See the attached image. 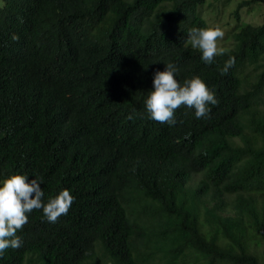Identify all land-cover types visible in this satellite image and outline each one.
Returning <instances> with one entry per match:
<instances>
[{
  "label": "trees",
  "instance_id": "obj_1",
  "mask_svg": "<svg viewBox=\"0 0 264 264\" xmlns=\"http://www.w3.org/2000/svg\"><path fill=\"white\" fill-rule=\"evenodd\" d=\"M207 1L0 0L3 54L17 55L0 84V181L13 170L42 181L45 203L74 197L55 223L29 213L0 264H264V0L237 4V22L263 4L262 23L240 22L210 65L187 39L209 27ZM168 63L214 92L208 117L150 119Z\"/></svg>",
  "mask_w": 264,
  "mask_h": 264
},
{
  "label": "clouds",
  "instance_id": "obj_2",
  "mask_svg": "<svg viewBox=\"0 0 264 264\" xmlns=\"http://www.w3.org/2000/svg\"><path fill=\"white\" fill-rule=\"evenodd\" d=\"M34 1L30 0L29 4ZM3 6L0 3V9ZM115 27L116 25L113 28ZM223 37L224 32L219 27H192L187 35L191 47L199 50L201 59L209 65L213 63L215 57L225 53V49L219 45ZM9 45L11 44L0 42V84L2 80L12 81L17 73V55L12 60L3 54ZM234 65L235 58H229L220 70L221 75L227 74ZM177 73L178 68L172 63L166 64L164 71L155 72L154 90L148 93L145 100V108L150 119L174 125L175 112L181 106L194 109L197 119L208 117L211 111L209 105L218 104L214 92L209 90L199 77H192L181 84L176 78ZM127 119L131 120L133 116L129 115ZM4 141L5 138L0 139V146ZM4 159L5 157L0 161ZM41 183V180L36 178L29 180L28 176L13 170L0 181V255L9 248L19 249L22 246V239L17 233L28 223V214L33 210L42 209L44 217L51 223H55L60 216L68 213L74 202L70 191L61 190L45 203Z\"/></svg>",
  "mask_w": 264,
  "mask_h": 264
},
{
  "label": "rangeland",
  "instance_id": "obj_3",
  "mask_svg": "<svg viewBox=\"0 0 264 264\" xmlns=\"http://www.w3.org/2000/svg\"><path fill=\"white\" fill-rule=\"evenodd\" d=\"M241 0H208L202 8V14L209 27H219L224 32V37L219 45L224 49L230 48L233 44V34L237 33L242 24L258 26L262 23V5H253L240 9V22L234 16V10ZM240 23V24H239Z\"/></svg>",
  "mask_w": 264,
  "mask_h": 264
}]
</instances>
